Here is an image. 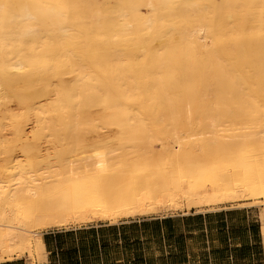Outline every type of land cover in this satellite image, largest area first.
<instances>
[{
	"label": "bare ground",
	"instance_id": "6f19581e",
	"mask_svg": "<svg viewBox=\"0 0 264 264\" xmlns=\"http://www.w3.org/2000/svg\"><path fill=\"white\" fill-rule=\"evenodd\" d=\"M95 2L0 0V261L45 260L46 229L264 203V0ZM107 127L150 157L117 161Z\"/></svg>",
	"mask_w": 264,
	"mask_h": 264
},
{
	"label": "crops",
	"instance_id": "0c3cea01",
	"mask_svg": "<svg viewBox=\"0 0 264 264\" xmlns=\"http://www.w3.org/2000/svg\"><path fill=\"white\" fill-rule=\"evenodd\" d=\"M250 209L227 207L46 231L41 233L46 254L42 264H206L207 258L254 264V258L264 255L260 223L250 218ZM0 264L29 260L12 257Z\"/></svg>",
	"mask_w": 264,
	"mask_h": 264
},
{
	"label": "rangeland",
	"instance_id": "374dc122",
	"mask_svg": "<svg viewBox=\"0 0 264 264\" xmlns=\"http://www.w3.org/2000/svg\"><path fill=\"white\" fill-rule=\"evenodd\" d=\"M84 1H87V0H84ZM94 1H96L95 3L96 4H100V5H103V1L104 0H94ZM102 1V2H101ZM144 11V10H143ZM34 33L37 35V36H44V37H46L47 36V33H48V31L46 30V29H42L41 27H39V26H37V27H35L34 28ZM47 31V32H46ZM15 105V106H14ZM11 107H15V108H13V109H18V106H16V104L15 103H12L11 104ZM95 110V109H94ZM258 112V111H257ZM262 111H260V113L258 112L257 114H254L255 115V119L257 120V121H259V123L261 122H263L264 121V112L263 113H261ZM256 113V112H255ZM251 114V113H250ZM253 116V115H252ZM246 117V116H245ZM226 120V119H225ZM224 119L222 120V123H221V125H219V128H216V127H214V129L215 130H219V129H222L223 127L225 128V126H226V129H230L231 130V126H230V123L229 122H227L228 120H226L225 121ZM224 121V122H223ZM218 124H220V122L218 123ZM217 124V125H218ZM225 124V125H224ZM223 128V129H224ZM222 129V130H223ZM225 129V130H226ZM228 129V130H229ZM105 131H107V130H109L108 131V133H109V135H107L106 136V138L101 142V144L103 145V147H106V148H110V147H115V148H117L118 149V152H117V154L119 155V157H118V159H117V161H121V162H124V163H129V164H132V163H134V164H137V162L138 161H142L143 160V158H145L144 156L146 155V157L147 156H149L150 154H148V153H146V151L144 150V149H142V148H140V147H137V146H135V145H131V144H129L127 141H124V140H122V139H120V131L116 128V127H107V128H105L104 129ZM196 130H198V129H196ZM199 130H204V129H199ZM211 130V129H210ZM182 133V132H181ZM180 133V134H181ZM184 135V134H183ZM51 138L50 137H47V138H41V140L40 141H45V140H50ZM11 142V141H10ZM13 144V148H15L14 147V143H11L10 145H12ZM18 147H16V149H17ZM50 152L51 153H54V150L53 149H51L50 150ZM246 152H247V150L245 149V151H242L241 152V150H240V148H238V147H236V148H233L232 150H231V154H234L231 158H240V157H242V158H248L249 156H247L248 154H246ZM245 153V154H244ZM260 156H259V155ZM262 154V156H263V158H264V151L261 153ZM261 154L258 152V153H255L254 155H257L256 157H261V158H258L257 159V161L258 160H264L263 158H262V156H261ZM246 155V156H245ZM244 156V157H243ZM250 156H252L251 154H250ZM150 157V156H149ZM227 157V156H226ZM230 158V157H229ZM224 159H226V158H224ZM228 159V158H227ZM260 162V161H259ZM263 201V198L262 197H256L253 201H250V202H247V203H245V205H243L242 203H232V204H225V205H221V206H218V207H216L215 209H213V210H203V211H201V212H207V211H217V210H221V209H225V208H227V207H238V208H242V207H251V213H250V218H252V219H256V220H258L259 221V213H260V211L264 208V203L262 202ZM242 204V205H241ZM251 204V205H250ZM196 212V213H200V212H197V211H195V210H192L191 212ZM190 212V213H191ZM180 214H182V213H180ZM169 215H171V214H169ZM172 215H174V214H172ZM164 216V215H163ZM154 217H159V216H154ZM137 218H143V217H137ZM137 218H134V219H137ZM146 218H148V217H146ZM130 220V219H129ZM124 221V220H123ZM90 224H95V223H90ZM90 224H71V225H68V226H66V227H61V228H51V229H46V230H43L41 233H43V232H46V231H50V230H55V229H67V228H76V227H83V226H87V225H90ZM259 232H260V227H259ZM261 237V236H260ZM218 241L216 242V244H217V247H218V249H223L225 246H224V244H223V241L222 240H219V239H217ZM261 241H262V251H263V255H264V246H263V240H262V238H261ZM215 244V245H216ZM23 256H26V255H23ZM27 257V256H26ZM27 259L29 260V262H30V259L27 257ZM233 261V263L235 264V263H239V264H247V263H249L248 261V259H245V260H242L241 258L240 259H234V260H232ZM253 263L254 264H264V256H263V258L262 257H258V258H254L253 259ZM43 262H45V260H38L37 258H35L34 259V261H33V264H42ZM251 262V261H250ZM201 264H203V263H201ZM206 264H231V260L230 259H213V258H211V259H209V258H207L206 259Z\"/></svg>",
	"mask_w": 264,
	"mask_h": 264
}]
</instances>
